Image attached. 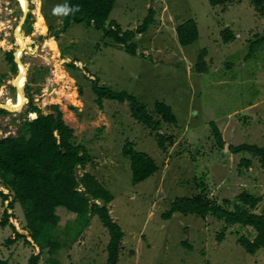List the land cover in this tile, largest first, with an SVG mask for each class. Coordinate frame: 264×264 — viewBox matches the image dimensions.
Wrapping results in <instances>:
<instances>
[{
    "label": "rangeland",
    "instance_id": "374dc122",
    "mask_svg": "<svg viewBox=\"0 0 264 264\" xmlns=\"http://www.w3.org/2000/svg\"><path fill=\"white\" fill-rule=\"evenodd\" d=\"M67 2L0 0V75L6 77L0 84V104L10 109L0 114V137L16 134L28 97L41 107L59 106L65 123L73 128L74 142L92 157L76 174L88 171L113 195L109 214L123 232L118 264H264V249L248 254L237 242L241 235L253 238L250 226L225 224L211 214L161 216L175 197L198 193L201 180L207 196L219 204L228 199L232 206L236 195L248 190L261 198L253 211L264 214V168L256 157L228 150V145L243 142L264 146V43L248 55L250 43L264 32V13H257L252 0H227L214 7L208 0H116L108 20H115L122 30H134L149 9L154 10L147 29L134 33L138 48L133 56L94 26L72 23L55 39L52 34L62 28ZM189 17L199 36L180 46L175 30ZM224 30L234 39L224 42ZM202 48L208 73L194 70ZM8 52L22 62L15 70ZM73 57L99 76V84L137 96L154 116V103L166 102L176 123L153 129L131 117L126 99L97 102L89 81L67 69L65 62ZM39 71L46 75L29 79ZM26 80L31 90L25 88ZM211 121L224 149L216 144ZM157 134L171 141L165 138L161 148ZM128 143L157 165L156 172L141 182L131 181L124 154ZM243 156L251 159L248 168L239 164ZM9 200L0 197V217ZM7 212L20 227L25 224L17 204ZM60 216L61 224L73 226L74 214ZM61 231L52 230L56 235ZM219 232L224 233L221 242ZM10 233L9 226L0 227V259L27 264L33 249L22 240L5 243ZM71 236L70 232L67 238ZM107 240L105 228L94 217L77 241H67L55 254L44 248L38 264H48L53 256L58 264H105Z\"/></svg>",
    "mask_w": 264,
    "mask_h": 264
},
{
    "label": "trees",
    "instance_id": "16d2710c",
    "mask_svg": "<svg viewBox=\"0 0 264 264\" xmlns=\"http://www.w3.org/2000/svg\"><path fill=\"white\" fill-rule=\"evenodd\" d=\"M115 1L68 0L62 28L55 31L52 36L58 39L59 33L65 32L72 23L84 24L87 27L94 26L97 29L103 28L105 38L120 44L125 53L135 56L138 46L133 41L134 33H142L147 29V26L153 22L154 10L149 9L144 21L134 30H122L115 20H108ZM226 2L227 0H208L209 5L213 7L224 5ZM252 2L257 13L262 15L264 0H252ZM175 31L180 46L194 43L199 36L197 24L190 17L177 25ZM221 34L224 42L234 39L229 30H224ZM262 43H264V32L250 43L248 55H251ZM8 54L11 56L13 70H15L16 65L12 52ZM205 55L206 49L202 48L194 64V70L197 73H208ZM65 65L70 72H80L81 80L89 81L97 102L101 103L103 99L123 102L126 99L131 117L153 129L160 128L161 123H176V116L166 102L156 101L154 103V116L153 112H150L146 104L139 101L137 96L125 90L117 92L108 86L99 84V76L91 72L78 58L68 59ZM45 75L42 71L34 72L29 79L37 80ZM3 76L4 74L0 75V84ZM25 88L32 89L29 81ZM46 108L50 111L44 115V109L37 105L33 98L28 97V103L22 112L25 117L17 126L16 134L0 137V188L8 191V193H3L0 189V197L2 201L10 199L0 217V227L9 226L11 228V233L6 237L5 243L12 244L22 240L33 249L27 264H38L44 248H48L51 254H55L66 246L67 241H77L81 231L89 226L91 219L95 217L108 235L105 245V264H118L123 232L109 214L108 203L113 199V195L88 171H84L81 175L76 174L77 168L84 169L92 157L83 145L74 142L73 128L65 123L59 106L49 104ZM71 109L75 107L71 106ZM31 112L37 114L33 119L27 117ZM0 114H8V111L0 107ZM20 115L21 113L19 117ZM209 126L213 130L216 144L224 149L225 143L215 122L211 121ZM157 135L161 148L164 147L165 138L171 141L170 136ZM228 150L231 154H249L256 157L264 168V146L243 142L228 145ZM124 154L129 160L133 183L141 182L156 172L157 165L154 160L147 153L133 149L131 143L124 146ZM239 164L248 168L251 159L243 156ZM197 183L200 191L191 196L175 197L169 208L162 213L163 219L171 218L174 213H191L201 217L211 214L223 220L225 224H239L254 229L253 238L244 235L237 238V242L246 253L255 254L260 249H264V214L253 211L261 200L259 196L252 195L244 189L236 195L232 206H229L228 199H224L219 204L207 196L208 193L202 180ZM16 204L23 210L25 224L21 227L14 214L7 212ZM60 213L74 214L73 226L67 221L61 224ZM10 217L13 218L11 222ZM59 229L62 231L58 235L52 232V230L59 231ZM70 232L72 236L67 238ZM216 237L218 242H221L224 233L219 232ZM183 244L190 248L188 244ZM47 262L58 264L54 256ZM0 264H8V260L2 258ZM205 264L211 263L206 262Z\"/></svg>",
    "mask_w": 264,
    "mask_h": 264
},
{
    "label": "clouds",
    "instance_id": "9594fccd",
    "mask_svg": "<svg viewBox=\"0 0 264 264\" xmlns=\"http://www.w3.org/2000/svg\"><path fill=\"white\" fill-rule=\"evenodd\" d=\"M13 53V52H12ZM17 55V54H16ZM16 57V56H15ZM13 61L15 62V65L17 66V63L18 64H21L22 62H21V60H20V58L18 59V58H15L14 59V54H13ZM22 65V64H21ZM12 67H13V65H12ZM17 69V68H16ZM19 75H20V69L18 70V73L16 74V77L14 78V83H16V81H17V79H18V77H19ZM6 77H4V78H2V80H1V84H3L2 82H4V79H5ZM8 79H9V76H8ZM25 79H26V76H25ZM26 83H27V80H26ZM17 88V87H16ZM21 89H22V87H21ZM18 90V89H17ZM21 92H22V90H21ZM35 102V101H34ZM36 103V102H35ZM51 104H53V103H51ZM38 105V104H37ZM42 105V108L44 109V111L47 109L46 107H45V105H43V104H41ZM49 105V104H48ZM6 106V105H5ZM47 106V105H46ZM2 108V107H1ZM46 108V109H45ZM5 109V108H4ZM7 110V109H6ZM48 111H50L49 109H47ZM43 111V112H44ZM32 113V112H31ZM36 113V112H35ZM6 136V135H5Z\"/></svg>",
    "mask_w": 264,
    "mask_h": 264
},
{
    "label": "water",
    "instance_id": "95a60500",
    "mask_svg": "<svg viewBox=\"0 0 264 264\" xmlns=\"http://www.w3.org/2000/svg\"><path fill=\"white\" fill-rule=\"evenodd\" d=\"M0 107L5 108V109H7V110H10L9 107H7V106H5V105H2V104H0ZM48 112H49L48 110H45V111L43 112V114L46 115Z\"/></svg>",
    "mask_w": 264,
    "mask_h": 264
},
{
    "label": "crops",
    "instance_id": "0c3cea01",
    "mask_svg": "<svg viewBox=\"0 0 264 264\" xmlns=\"http://www.w3.org/2000/svg\"><path fill=\"white\" fill-rule=\"evenodd\" d=\"M116 2V1H115Z\"/></svg>",
    "mask_w": 264,
    "mask_h": 264
}]
</instances>
